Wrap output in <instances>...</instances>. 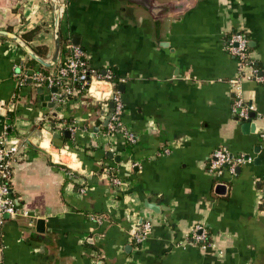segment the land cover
Wrapping results in <instances>:
<instances>
[{
  "label": "crops",
  "instance_id": "0c3cea01",
  "mask_svg": "<svg viewBox=\"0 0 264 264\" xmlns=\"http://www.w3.org/2000/svg\"><path fill=\"white\" fill-rule=\"evenodd\" d=\"M57 3L61 44L79 45L88 65L114 81L92 80L90 93L57 103L51 125L54 109L42 104L52 87L18 77L41 65L0 36V139H25L11 176L24 214L0 227V264H264V142L233 115L236 62L225 49L230 32L244 30L264 67V0ZM53 19L51 0H0V29L20 37L39 26L30 45L47 47L43 60L52 54ZM243 88L264 117V81ZM113 91L134 144L105 131ZM65 130L69 138H52ZM218 147L247 159L234 175L209 172ZM144 219L151 229L136 243ZM197 225L207 230L200 243L192 240Z\"/></svg>",
  "mask_w": 264,
  "mask_h": 264
},
{
  "label": "built area",
  "instance_id": "2783aa9c",
  "mask_svg": "<svg viewBox=\"0 0 264 264\" xmlns=\"http://www.w3.org/2000/svg\"><path fill=\"white\" fill-rule=\"evenodd\" d=\"M249 42V36L246 31L234 29L230 32L225 43L227 53L236 62V72L228 79V84L232 91V112L239 122L248 120L254 122V130L264 142V123L261 127L257 125V121H264V117L256 111L255 106L251 102H248L244 96L243 84L245 82L261 83L264 81V67L259 66L255 61L251 54ZM62 49L65 53L53 72L45 74L40 70L30 73L24 71L18 74V77L20 76V84L27 77H30L40 86L55 87L56 91L52 93L51 98L60 104L78 92L75 88L76 84L79 85L82 92L90 93V83L92 80L109 83L114 81L113 74L110 71L101 73L98 69L88 65L86 53L79 45L66 40L63 43ZM110 100L113 102V107L108 116L106 133L114 134L115 132H121L130 144H134L136 142L135 134L127 130L120 120L123 107L120 93L113 91L110 95ZM251 112H254L255 116L250 119ZM74 129V127L69 126V130L73 131ZM22 145H25V139L19 141L17 144L7 143L3 138L0 139V227L4 224L6 216L11 217L22 213L19 211L18 199L12 194L11 186L13 164L18 157L19 148ZM246 161L247 159L243 154H232L228 149L218 147L210 154L207 166L209 172L212 174L226 172L234 175L236 167ZM110 179L111 183L115 186L121 184L119 177L110 176ZM80 191L83 192L84 189ZM150 229L151 221L149 219L140 221L135 232L132 234V239L136 243H141L149 234ZM206 234V228L202 225H197L193 229V242H203L206 239Z\"/></svg>",
  "mask_w": 264,
  "mask_h": 264
},
{
  "label": "water",
  "instance_id": "95a60500",
  "mask_svg": "<svg viewBox=\"0 0 264 264\" xmlns=\"http://www.w3.org/2000/svg\"><path fill=\"white\" fill-rule=\"evenodd\" d=\"M52 3V9L54 12V19H53V49H52V54L51 57L49 58V60H43L40 56H38L36 53H34L29 47L28 45L17 35L14 33H11L7 30L4 29H0V36L6 37L10 40H12L13 42H15L18 46H20L24 52L35 62H37L39 65H41L42 67L48 68L51 67L52 65L55 64V62L58 59L59 53H60V48H61V39H60V32H59V18H58V3L57 0H51ZM249 45H251V43L249 42ZM56 88L52 87L51 88V92H55ZM39 92H41V89H39ZM42 106L44 107H48V108H53V112H51L50 117L48 118V121L51 122V125H54V120L57 117L58 113L61 112L62 107L61 106H57V102L51 100V96L46 95L44 97V102L42 104ZM109 106L110 108L113 107V102L110 101L109 102ZM255 116L254 112L250 113V119L253 118ZM108 121V118L106 120V122ZM241 127L242 130L244 132H253L255 129V123L252 122L251 120L248 121H244L241 123ZM61 136L65 137V138H69L70 137V132L68 130H65L62 134L59 132H54L52 134V138L53 139H59ZM41 138V132L40 129L37 128L29 137V143H32L33 145H37L40 141ZM108 156H112L111 152H108ZM146 206L152 210H156V206L154 204H146ZM7 217V216H6ZM40 223V222H39Z\"/></svg>",
  "mask_w": 264,
  "mask_h": 264
},
{
  "label": "trees",
  "instance_id": "16d2710c",
  "mask_svg": "<svg viewBox=\"0 0 264 264\" xmlns=\"http://www.w3.org/2000/svg\"><path fill=\"white\" fill-rule=\"evenodd\" d=\"M39 29H40L39 26H35V27L31 28V29H28V30H26V31H24V32H22V33L20 34V38H21L26 44L30 45V42H31L32 39L36 36V34L38 33ZM63 43H64V41H63ZM63 43H62V44H63ZM62 44H61V50H62V47H63ZM30 47H31L32 50H33L38 56H40V57H45L46 54H47V52H48L47 47H46L45 45H42V44H40V45H35V46H34V45H30ZM250 49H251V47H250ZM64 53H65V51H64ZM29 63H37V62H35L34 60L30 59ZM40 71H42V72L45 73V74H49V73H50V72H47V71H48L47 68H44V67H42V66H40ZM75 88L77 89L78 93H81V92H82V91L80 90L78 84L75 85ZM78 153H79V152H78ZM111 172H112V171H111ZM112 174L114 175L113 172H112ZM205 242H206V241H205Z\"/></svg>",
  "mask_w": 264,
  "mask_h": 264
}]
</instances>
